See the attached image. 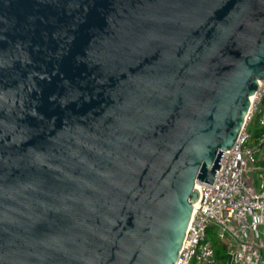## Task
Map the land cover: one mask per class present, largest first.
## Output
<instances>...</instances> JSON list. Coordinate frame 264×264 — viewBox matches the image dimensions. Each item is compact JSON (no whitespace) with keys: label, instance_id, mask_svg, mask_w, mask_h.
<instances>
[{"label":"water","instance_id":"water-1","mask_svg":"<svg viewBox=\"0 0 264 264\" xmlns=\"http://www.w3.org/2000/svg\"><path fill=\"white\" fill-rule=\"evenodd\" d=\"M262 80L264 0H0V264H175Z\"/></svg>","mask_w":264,"mask_h":264},{"label":"built area","instance_id":"built-area-1","mask_svg":"<svg viewBox=\"0 0 264 264\" xmlns=\"http://www.w3.org/2000/svg\"><path fill=\"white\" fill-rule=\"evenodd\" d=\"M252 97L245 124L231 151L225 150L217 178L212 185L198 184L200 199L175 264H214L209 231L225 246L226 264H264V80ZM252 121L257 136L248 131Z\"/></svg>","mask_w":264,"mask_h":264},{"label":"rangeland","instance_id":"rangeland-1","mask_svg":"<svg viewBox=\"0 0 264 264\" xmlns=\"http://www.w3.org/2000/svg\"><path fill=\"white\" fill-rule=\"evenodd\" d=\"M256 128H258V126L257 125L255 126L254 124H252V125L249 126L248 131L251 134V136H253L254 131H255ZM251 144H253V138H250V140H249V145H251ZM212 238H214L219 243V246L213 247L214 248V251H215V256H216V253L217 252H221V254H223V253H226L227 254V250H226L225 246L214 236V234L212 235ZM222 245L224 246L225 250L223 249ZM214 264H224V263L221 262V259L217 255L216 256V261H215ZM225 264H226V262H225Z\"/></svg>","mask_w":264,"mask_h":264},{"label":"trees","instance_id":"trees-1","mask_svg":"<svg viewBox=\"0 0 264 264\" xmlns=\"http://www.w3.org/2000/svg\"><path fill=\"white\" fill-rule=\"evenodd\" d=\"M252 124H254L255 126H256V124H255V121H252ZM252 124H250V125H252ZM259 134V129L258 128H256L255 129V131H254V134H253V136H257ZM207 235H208V238H209V240L211 241V244H212V246L213 247H215V246H219V243L214 239V238H212V233L209 231V232H207ZM222 247H223V249L225 250V248H224V246L222 245ZM220 253V254H219ZM218 255V257L221 259V262H223L224 264H225V262L227 261V254L226 253H223V254H221V252H217L216 253V256ZM216 256H215V261H216Z\"/></svg>","mask_w":264,"mask_h":264},{"label":"bare ground","instance_id":"bare-ground-1","mask_svg":"<svg viewBox=\"0 0 264 264\" xmlns=\"http://www.w3.org/2000/svg\"><path fill=\"white\" fill-rule=\"evenodd\" d=\"M252 98H253V97H251V99H252ZM198 184H199V183H196V188H198Z\"/></svg>","mask_w":264,"mask_h":264},{"label":"crops","instance_id":"crops-1","mask_svg":"<svg viewBox=\"0 0 264 264\" xmlns=\"http://www.w3.org/2000/svg\"><path fill=\"white\" fill-rule=\"evenodd\" d=\"M252 124V123H251Z\"/></svg>","mask_w":264,"mask_h":264}]
</instances>
